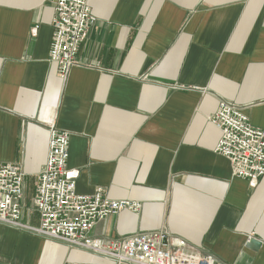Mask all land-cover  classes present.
<instances>
[{
    "label": "crops",
    "instance_id": "1",
    "mask_svg": "<svg viewBox=\"0 0 264 264\" xmlns=\"http://www.w3.org/2000/svg\"><path fill=\"white\" fill-rule=\"evenodd\" d=\"M55 2L0 0V164L24 174L22 222L39 223L32 200L54 125L70 135L77 194L141 205L92 237L165 232L172 251L264 264V176H233L209 122L225 102L264 130V0H88L96 21L65 82L49 61ZM0 264L112 263L0 224Z\"/></svg>",
    "mask_w": 264,
    "mask_h": 264
},
{
    "label": "built area",
    "instance_id": "2",
    "mask_svg": "<svg viewBox=\"0 0 264 264\" xmlns=\"http://www.w3.org/2000/svg\"><path fill=\"white\" fill-rule=\"evenodd\" d=\"M96 18L88 0H56L52 20L49 61L65 82L78 65L77 54ZM209 122L220 138L214 152L228 159L233 176L255 185L264 176V130L253 127L235 105L221 102ZM69 133L48 125V148L37 176L33 208L37 226L22 222L24 174L19 166L0 164V224L29 232L68 247L98 255L112 264H218L210 255L187 254L167 248L173 244L165 232L103 242L91 236L100 221L122 212L138 213L141 205L129 200H109L102 189L92 195L75 191L77 172L67 169Z\"/></svg>",
    "mask_w": 264,
    "mask_h": 264
},
{
    "label": "water",
    "instance_id": "3",
    "mask_svg": "<svg viewBox=\"0 0 264 264\" xmlns=\"http://www.w3.org/2000/svg\"><path fill=\"white\" fill-rule=\"evenodd\" d=\"M261 245V242L259 241V239L257 237H253L251 239H249L248 241V246L249 247H253L255 249L259 248Z\"/></svg>",
    "mask_w": 264,
    "mask_h": 264
},
{
    "label": "rangeland",
    "instance_id": "4",
    "mask_svg": "<svg viewBox=\"0 0 264 264\" xmlns=\"http://www.w3.org/2000/svg\"><path fill=\"white\" fill-rule=\"evenodd\" d=\"M30 187H31V183L29 184V187H28V191H27V193H26V199H27V205L29 206H31V202H30V197H31V189H30Z\"/></svg>",
    "mask_w": 264,
    "mask_h": 264
}]
</instances>
